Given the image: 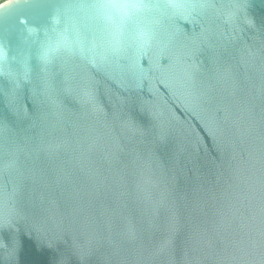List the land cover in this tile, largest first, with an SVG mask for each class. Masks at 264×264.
<instances>
[{
    "label": "water",
    "instance_id": "1",
    "mask_svg": "<svg viewBox=\"0 0 264 264\" xmlns=\"http://www.w3.org/2000/svg\"><path fill=\"white\" fill-rule=\"evenodd\" d=\"M0 264H264V0L1 2Z\"/></svg>",
    "mask_w": 264,
    "mask_h": 264
},
{
    "label": "built area",
    "instance_id": "2",
    "mask_svg": "<svg viewBox=\"0 0 264 264\" xmlns=\"http://www.w3.org/2000/svg\"><path fill=\"white\" fill-rule=\"evenodd\" d=\"M3 1H5V0H0V3L3 2Z\"/></svg>",
    "mask_w": 264,
    "mask_h": 264
}]
</instances>
